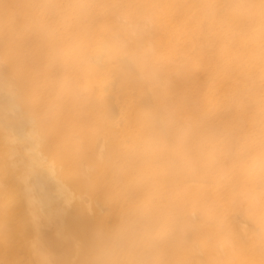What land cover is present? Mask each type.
<instances>
[{"label": "clouds", "instance_id": "obj_1", "mask_svg": "<svg viewBox=\"0 0 264 264\" xmlns=\"http://www.w3.org/2000/svg\"><path fill=\"white\" fill-rule=\"evenodd\" d=\"M130 58L142 94L113 119ZM5 66L42 129L55 114L103 138L78 179L113 219L67 264H264V0H0ZM14 209L0 160V264H25L6 253Z\"/></svg>", "mask_w": 264, "mask_h": 264}, {"label": "bare ground", "instance_id": "obj_2", "mask_svg": "<svg viewBox=\"0 0 264 264\" xmlns=\"http://www.w3.org/2000/svg\"><path fill=\"white\" fill-rule=\"evenodd\" d=\"M137 43L147 55L144 33ZM36 67L44 70L39 62ZM136 76V60L130 58L110 85L113 119L125 115L141 96ZM42 102L39 97L32 101ZM103 152V138L96 135V129H83L75 119L53 114L42 129L32 107L22 103L19 84L5 66L0 75V160L15 196L12 241L6 248L10 259L30 264L28 243L38 241L67 264L75 255L76 241L112 221L113 207L78 179Z\"/></svg>", "mask_w": 264, "mask_h": 264}]
</instances>
